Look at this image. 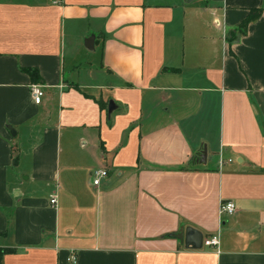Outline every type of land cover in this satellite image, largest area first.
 I'll list each match as a JSON object with an SVG mask.
<instances>
[{
  "label": "crops",
  "instance_id": "obj_1",
  "mask_svg": "<svg viewBox=\"0 0 264 264\" xmlns=\"http://www.w3.org/2000/svg\"><path fill=\"white\" fill-rule=\"evenodd\" d=\"M53 1L0 0L1 264H264V0Z\"/></svg>",
  "mask_w": 264,
  "mask_h": 264
},
{
  "label": "built area",
  "instance_id": "obj_2",
  "mask_svg": "<svg viewBox=\"0 0 264 264\" xmlns=\"http://www.w3.org/2000/svg\"><path fill=\"white\" fill-rule=\"evenodd\" d=\"M61 1L62 0H54L53 3L54 4H58ZM30 91H31V96H32L33 102L35 104H39L41 99H42V97H43V90H42L41 85L32 84L30 86ZM222 165H223V159H222V157L220 155L219 156V166H222ZM91 177H92L91 178L92 185L97 187V186H99L101 180L103 178L107 177V172H106V170H104L102 168L94 169L92 171ZM50 204L51 205H55V199L54 198H52L50 200ZM219 211H220L221 214L232 215L235 212V206H234V204L231 201H222L220 203ZM202 245L203 246H207V247H212L215 250H217L218 249V245H219L217 235L204 238ZM69 260L72 263H75L76 262V257L74 255H71Z\"/></svg>",
  "mask_w": 264,
  "mask_h": 264
},
{
  "label": "water",
  "instance_id": "obj_3",
  "mask_svg": "<svg viewBox=\"0 0 264 264\" xmlns=\"http://www.w3.org/2000/svg\"><path fill=\"white\" fill-rule=\"evenodd\" d=\"M187 2H193L195 0H186ZM93 41L94 37L91 36L89 37L85 43L84 46L87 50H92L93 47ZM115 106L112 101L108 103V114H110L114 110ZM11 135L14 136L15 133L14 131H11ZM205 157H206V151L203 149L200 158L202 162H205ZM178 240L180 243L184 245L186 249L190 248L193 250H198L202 248V243H203V235L201 232L198 230H195L192 227H186L184 228V231H180L179 234L177 235Z\"/></svg>",
  "mask_w": 264,
  "mask_h": 264
},
{
  "label": "trees",
  "instance_id": "obj_4",
  "mask_svg": "<svg viewBox=\"0 0 264 264\" xmlns=\"http://www.w3.org/2000/svg\"><path fill=\"white\" fill-rule=\"evenodd\" d=\"M262 12H263V9H251V10H249L246 18L238 26L237 30H238L239 34L243 35L246 32L248 26L251 23L255 22L261 16ZM21 70L30 76L31 81L33 83L39 84L41 82L38 71L35 68H21ZM16 161H17V155L16 154L14 156L12 155V162L15 164ZM12 252H13L12 249L0 248V264H1V259H2L3 255H5L7 253H12Z\"/></svg>",
  "mask_w": 264,
  "mask_h": 264
},
{
  "label": "rangeland",
  "instance_id": "obj_5",
  "mask_svg": "<svg viewBox=\"0 0 264 264\" xmlns=\"http://www.w3.org/2000/svg\"><path fill=\"white\" fill-rule=\"evenodd\" d=\"M18 148H19V147H18ZM19 151H20V154H21V153H22V152H21L22 150H20V148H19Z\"/></svg>",
  "mask_w": 264,
  "mask_h": 264
}]
</instances>
